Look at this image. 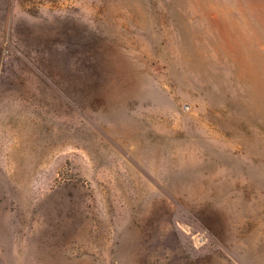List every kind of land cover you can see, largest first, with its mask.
<instances>
[{
  "label": "rangeland",
  "instance_id": "1",
  "mask_svg": "<svg viewBox=\"0 0 264 264\" xmlns=\"http://www.w3.org/2000/svg\"><path fill=\"white\" fill-rule=\"evenodd\" d=\"M0 264H264V0H0Z\"/></svg>",
  "mask_w": 264,
  "mask_h": 264
}]
</instances>
